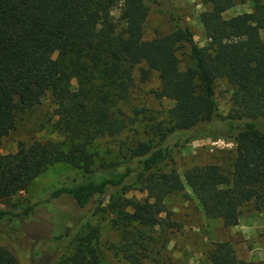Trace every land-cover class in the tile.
<instances>
[{
	"label": "trees",
	"instance_id": "trees-1",
	"mask_svg": "<svg viewBox=\"0 0 264 264\" xmlns=\"http://www.w3.org/2000/svg\"><path fill=\"white\" fill-rule=\"evenodd\" d=\"M202 1L209 4L199 14L205 45L195 41L182 20L166 33L144 38L149 11L145 0H0V145L15 128L17 113L45 97L52 103L51 127L57 135L19 141L15 150L0 151V203L25 190L55 162L82 172L51 188L42 201L18 210L0 205V228L22 225L40 203L68 197L70 208L50 210L48 248L60 249L76 240L66 257L69 264H103L90 238L78 234L79 220L71 209L82 211L141 178L147 197L131 212L123 211L122 219H114L125 257L140 264L131 247L142 246L145 228L159 223L156 206L166 210L164 199L185 185L204 215L220 219L224 226L237 225L247 207L262 209L264 0ZM236 1L253 2V8L224 17ZM118 2L120 12L114 18L111 10ZM138 64H144L142 79L156 72L160 83L155 96L173 101L168 123L149 125L151 138L131 148L130 161L122 167H99L90 150L94 142L120 134L134 120L119 101L131 89ZM219 79L231 87L226 115L219 112L215 97ZM204 136L233 141V148H218L223 164L192 165L183 177L174 167H158L172 147ZM205 258V264H264L237 258L228 241L213 242ZM0 264L21 262L0 244Z\"/></svg>",
	"mask_w": 264,
	"mask_h": 264
},
{
	"label": "rangeland",
	"instance_id": "rangeland-1",
	"mask_svg": "<svg viewBox=\"0 0 264 264\" xmlns=\"http://www.w3.org/2000/svg\"><path fill=\"white\" fill-rule=\"evenodd\" d=\"M149 11L144 22V38L151 39L158 34L175 28L182 20L192 31L200 45L207 43L200 12L209 8L202 0H145ZM121 3L115 4L111 15L118 18ZM253 2L236 3L223 13L230 17L238 13L251 11ZM264 39V28L261 30ZM138 64L133 72V85L125 98L119 101L121 109L133 118L127 129L115 136H103L97 139L90 149L95 153L97 166L122 167L130 161L129 150L140 141H147L152 134L149 125L155 122L168 123L167 110L173 101L157 98L154 91L159 86L155 71L147 78H141ZM74 83V82H73ZM230 85L219 79L215 82V97L219 112L223 115L229 110ZM52 103L45 97L41 104L24 112H18L15 128L3 139L0 151L15 150L19 141L31 142L34 139L57 138L51 127ZM139 113L135 116L134 112ZM233 141L227 138L208 136L190 140L172 147L170 156L158 163L161 169L174 167L181 177L192 165L220 163L221 152L218 148H233ZM146 174V172H145ZM82 172L66 162H55L38 174L27 186L12 198L0 203L1 206L20 209L33 202L44 200L54 186L80 177ZM145 184L141 178L127 183L125 189L114 190L101 201L95 200L82 211L71 209L75 220H79L78 234L89 237L90 245L95 246L103 264H137L125 257L121 249L123 238L114 219H122V213L131 212L136 203L147 197ZM166 210L156 206L158 222L145 228L142 246L131 247V253L140 260V264H205V253L213 242L228 241L232 244L237 258L247 262L264 261V205L261 210L252 207L244 209L237 225L224 226L218 218H208L191 192L189 186L168 195L164 199ZM72 200L63 197L49 204L40 203L25 223L0 228V244L11 248L21 264H69L66 260L77 243L60 249L48 248V231L51 227L49 216L52 208H70ZM75 210V211H74ZM169 222V223H168ZM34 252L39 255L34 257Z\"/></svg>",
	"mask_w": 264,
	"mask_h": 264
}]
</instances>
